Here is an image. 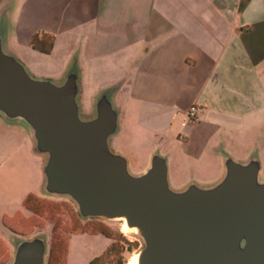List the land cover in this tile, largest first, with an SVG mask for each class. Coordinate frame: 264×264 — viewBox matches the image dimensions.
<instances>
[{
	"label": "water",
	"instance_id": "95a60500",
	"mask_svg": "<svg viewBox=\"0 0 264 264\" xmlns=\"http://www.w3.org/2000/svg\"><path fill=\"white\" fill-rule=\"evenodd\" d=\"M102 90L82 118L78 72L32 77L4 46L0 20V117L21 124L41 160L42 192L70 200L81 219L119 220L141 241L136 264H264V178L258 156L222 154L213 183L172 188L167 161L154 151L138 174L109 140L118 111ZM39 235L15 238L9 264H45Z\"/></svg>",
	"mask_w": 264,
	"mask_h": 264
},
{
	"label": "crops",
	"instance_id": "0c3cea01",
	"mask_svg": "<svg viewBox=\"0 0 264 264\" xmlns=\"http://www.w3.org/2000/svg\"><path fill=\"white\" fill-rule=\"evenodd\" d=\"M21 4L20 13H30L34 23L38 16H47L22 43L28 44L32 33H79L78 81L85 80L86 71L111 62L113 72L101 81L117 82L101 91L116 88L112 101L118 128L122 120L144 137L145 160L136 173L145 169L160 146L188 142L191 134L205 127L211 128L206 143L220 127L238 138L245 118L264 113V0H23ZM10 9V2L0 3L6 37ZM192 105L196 115L188 124L185 112ZM228 140L223 141L226 146L217 142L209 147L217 150L207 168L215 174L207 180L185 176L180 183L172 182L169 158L162 154L171 187L179 189L190 181L213 183L222 174L223 153L244 160L233 156L239 146ZM27 146L33 155L30 143ZM110 147L126 158L130 170L139 163L134 152L126 156ZM205 147L196 156H185L199 161ZM7 155L0 162L7 161ZM36 161L39 177L40 159ZM176 170L173 163L172 172L179 177Z\"/></svg>",
	"mask_w": 264,
	"mask_h": 264
},
{
	"label": "rangeland",
	"instance_id": "374dc122",
	"mask_svg": "<svg viewBox=\"0 0 264 264\" xmlns=\"http://www.w3.org/2000/svg\"><path fill=\"white\" fill-rule=\"evenodd\" d=\"M2 1L4 4L11 3L10 22L7 25L10 37L4 36L5 49L32 77L58 80L67 70L65 67L68 62H71L69 66L76 63L75 66L81 72L80 63L77 61L80 40L78 32L63 31L55 36L52 34L54 43L47 54L33 51L29 43L22 42L26 33L33 32L35 26L41 25L47 16H38L34 23L30 13H20L23 0H0V3ZM106 63L108 65L101 67L102 69L86 71L85 80L78 81V103L82 118L92 115L93 103L101 88L117 82L101 81L103 76L109 77L113 72L111 62ZM186 122L191 124L193 120L186 118ZM120 124L117 133L109 140V146L118 148L126 156L134 152L139 163L131 165L132 171H129L138 174L136 172L141 170L145 160L144 137L139 131L135 132L126 124L123 125L122 120ZM210 129L205 127V131L191 134L188 142L177 146L171 145L164 149L160 146L159 154H165L169 158L172 182L180 183L183 180L181 178L191 176L205 180L214 176L215 173L207 171V168L211 166L210 162L217 148L211 150L209 147L217 142H220L218 146H226L227 143L223 141L227 142L228 139L239 146L234 153L229 150L234 157L244 156L245 160L252 153L260 155V178H264V113L245 118L244 132L238 138L220 127L213 133V139L206 143ZM28 143L30 139L25 127L15 122L7 123L0 117V159L2 155L8 154L7 161L0 162V264H9L15 238L32 235H39L46 242L45 264H88L98 256L108 264H131L142 246L140 239L132 233L124 232L123 222L119 220L81 219L70 200L43 193L41 174L37 176L38 157L31 154ZM203 145H206V151H203L199 161L185 156H196ZM173 163L179 177H175L172 172ZM29 193L34 197L26 201Z\"/></svg>",
	"mask_w": 264,
	"mask_h": 264
},
{
	"label": "trees",
	"instance_id": "16d2710c",
	"mask_svg": "<svg viewBox=\"0 0 264 264\" xmlns=\"http://www.w3.org/2000/svg\"><path fill=\"white\" fill-rule=\"evenodd\" d=\"M53 36L50 34L38 32L31 36L29 45L34 51L47 54L52 47ZM31 197L26 198V201ZM88 264H108L104 263L101 256L93 258Z\"/></svg>",
	"mask_w": 264,
	"mask_h": 264
},
{
	"label": "built area",
	"instance_id": "2783aa9c",
	"mask_svg": "<svg viewBox=\"0 0 264 264\" xmlns=\"http://www.w3.org/2000/svg\"><path fill=\"white\" fill-rule=\"evenodd\" d=\"M185 114H186V118L193 120L196 115V107L194 105L190 106L186 110Z\"/></svg>",
	"mask_w": 264,
	"mask_h": 264
},
{
	"label": "bare ground",
	"instance_id": "6f19581e",
	"mask_svg": "<svg viewBox=\"0 0 264 264\" xmlns=\"http://www.w3.org/2000/svg\"><path fill=\"white\" fill-rule=\"evenodd\" d=\"M121 222H123V221H121ZM122 226H123L124 232H128V229L126 228L124 222L122 223ZM131 264H136V255L133 257Z\"/></svg>",
	"mask_w": 264,
	"mask_h": 264
},
{
	"label": "flooded vegetation",
	"instance_id": "af4514ba",
	"mask_svg": "<svg viewBox=\"0 0 264 264\" xmlns=\"http://www.w3.org/2000/svg\"><path fill=\"white\" fill-rule=\"evenodd\" d=\"M90 219V218H89Z\"/></svg>",
	"mask_w": 264,
	"mask_h": 264
}]
</instances>
